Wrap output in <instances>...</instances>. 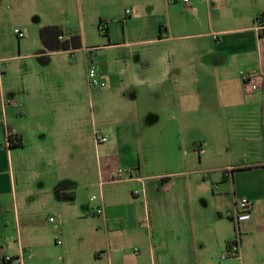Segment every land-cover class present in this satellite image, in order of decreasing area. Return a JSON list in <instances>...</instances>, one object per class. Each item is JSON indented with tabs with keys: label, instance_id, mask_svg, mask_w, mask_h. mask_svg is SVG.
<instances>
[{
	"label": "crops",
	"instance_id": "obj_1",
	"mask_svg": "<svg viewBox=\"0 0 264 264\" xmlns=\"http://www.w3.org/2000/svg\"><path fill=\"white\" fill-rule=\"evenodd\" d=\"M20 1L38 18L36 39L26 24L17 48L0 37V264H264V0H132L121 37L90 49L67 22L72 0ZM46 6L80 49L44 50ZM90 63L103 88L89 86ZM250 73L257 91L241 82ZM118 169L135 177L113 181ZM196 174L220 186L189 191ZM92 186L95 237L58 226L56 256L36 236L37 213L70 208ZM242 198L250 212L237 211Z\"/></svg>",
	"mask_w": 264,
	"mask_h": 264
},
{
	"label": "rangeland",
	"instance_id": "obj_2",
	"mask_svg": "<svg viewBox=\"0 0 264 264\" xmlns=\"http://www.w3.org/2000/svg\"><path fill=\"white\" fill-rule=\"evenodd\" d=\"M72 2L73 4L70 5L69 21H67L66 18L60 19L59 17L62 16H58L57 13L54 14L52 9L54 7L46 6L43 9L42 15L39 17V23L45 26L67 21L71 22L78 30L84 28L85 33H82L81 38L82 45L85 47L87 46V49L97 48V46L101 44V40L107 38L103 35L98 26L100 20L103 22L101 27L103 26L107 29L108 36L110 35L113 40H118V38L121 37L126 21L125 11L129 10V4H131L132 0H103L101 3H99V1H94L93 3L92 0H79V3H77V0H72ZM67 11H69V9ZM79 11L82 13L81 16H79ZM88 11H90L89 14L87 13ZM34 18H38V15L31 17L26 6L20 0H3L0 6V37H2L7 44L12 45V48H17L18 38L14 34V30L18 29L21 31L23 29L22 26L26 24L31 26L28 31L29 40L33 37L36 39ZM241 162L242 164H247L249 161L243 159ZM208 163L211 162H206L204 155V164L202 166H212V164ZM194 167L199 169L201 166H196L195 164ZM149 174L151 173H146V175ZM142 175L144 176V174ZM204 180L208 181L209 179L203 178V176L197 174L191 176V189L189 191H211L219 184L215 183V185H211L209 181L204 184ZM115 189L121 191L124 188H122V186H116ZM139 189L140 188L136 186V190L139 191ZM79 190L80 191L77 193V201H75L74 206L70 208L67 207L58 212L52 210L51 207H46L41 212L37 213V221L35 223L37 227L36 236L39 238L40 242L46 248H49L51 253L54 252L56 256H61L63 247L55 243L56 238L60 239L61 242L63 241L62 235L58 233V226L60 228L65 227L69 233L72 232L75 234L76 230L80 229L87 232V236L91 238L95 237L96 217H89L87 215V201L89 202L92 196L99 198L100 189L98 186H92L84 187ZM221 191H223V189H221ZM96 202L97 200H94L91 202V205H95ZM81 214H83L82 216L84 217L87 216V218L77 219L75 217ZM50 218H53L54 222H50ZM3 220V217L0 216V221ZM11 243H15V240L12 239Z\"/></svg>",
	"mask_w": 264,
	"mask_h": 264
},
{
	"label": "built area",
	"instance_id": "obj_3",
	"mask_svg": "<svg viewBox=\"0 0 264 264\" xmlns=\"http://www.w3.org/2000/svg\"><path fill=\"white\" fill-rule=\"evenodd\" d=\"M173 2H178V3H182L183 6L188 7L190 4V0H172ZM126 14H130V10L126 11ZM258 26V29L261 31L264 27V24H261L260 22L256 23ZM14 34L16 35V37L18 39H21L24 37V33L18 29L14 30ZM89 53L91 52L90 50L88 51ZM101 76H100V72L98 71V67L95 64H89L88 70H87V81L90 87L98 89V88H103L105 86V83L102 82L100 80ZM241 82L243 84V86L246 88V90L248 91H257L260 89V81H261V77L259 74H255V73H250V74H242L241 77ZM0 125L3 126V117L0 116ZM16 134L10 130H5V138L7 141L8 146H10V139L12 137H14ZM107 139L105 137H98L96 138V142L97 143H104L106 142ZM133 177H135V174L132 170H122V169H118L116 170L113 175H112V180L113 181H129L131 180ZM95 197L92 198V200H94ZM253 201H251L250 199L247 198H242L239 200L238 203V208L237 211L239 209L240 212L243 213H247L250 212L251 209L253 208ZM238 211V212H239ZM102 213V210L100 208H97L95 210V214L96 215H100ZM53 218H50V222H53ZM55 243L57 245H61L62 242L60 241V239L56 238ZM237 255V245L232 244L230 249L226 252V257L229 258H233ZM5 262H10L11 261V257L7 256L4 258Z\"/></svg>",
	"mask_w": 264,
	"mask_h": 264
},
{
	"label": "trees",
	"instance_id": "obj_4",
	"mask_svg": "<svg viewBox=\"0 0 264 264\" xmlns=\"http://www.w3.org/2000/svg\"><path fill=\"white\" fill-rule=\"evenodd\" d=\"M255 22H260L264 24V9L260 15L256 18ZM102 21H99L98 26L105 37L108 36L107 29L102 25ZM264 27V26H263ZM264 33V28L261 30ZM39 39L46 52H57V51H69L78 50L81 48L80 36L75 31L64 29L57 25H45L39 28ZM0 116H2L0 108ZM21 139L17 135L10 139V147L16 148L20 147ZM162 183L164 180L161 181ZM235 242L227 244V251L230 249L231 245Z\"/></svg>",
	"mask_w": 264,
	"mask_h": 264
}]
</instances>
